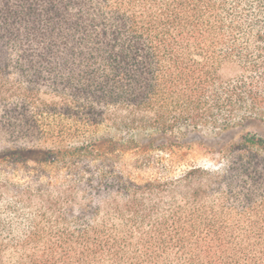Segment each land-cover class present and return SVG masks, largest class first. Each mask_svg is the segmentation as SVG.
I'll list each match as a JSON object with an SVG mask.
<instances>
[{"label": "trees", "instance_id": "1", "mask_svg": "<svg viewBox=\"0 0 264 264\" xmlns=\"http://www.w3.org/2000/svg\"><path fill=\"white\" fill-rule=\"evenodd\" d=\"M252 119L264 0H0V264H264V137L156 155Z\"/></svg>", "mask_w": 264, "mask_h": 264}, {"label": "rangeland", "instance_id": "2", "mask_svg": "<svg viewBox=\"0 0 264 264\" xmlns=\"http://www.w3.org/2000/svg\"><path fill=\"white\" fill-rule=\"evenodd\" d=\"M248 133L264 137V121L252 119L242 125L232 128L227 132L217 135L205 131L197 132L190 138V140H192L191 147H189V150L184 151L186 153L185 158L175 160L170 158V160H167L169 154H161L159 151L156 152V155H161L166 159L165 164L167 166H172L170 176L176 177L192 165H212L215 162V152L217 148L221 146L220 144H230L236 142ZM139 139L141 143L140 149L137 152H130L124 156V160L129 164H137V162H141L142 156H144L146 153L145 151H147V141L149 140L148 136L142 135ZM23 158L29 162L31 166H35L38 162L44 159V156L37 151H29L23 153ZM149 175L153 177L158 176L155 172H150Z\"/></svg>", "mask_w": 264, "mask_h": 264}]
</instances>
